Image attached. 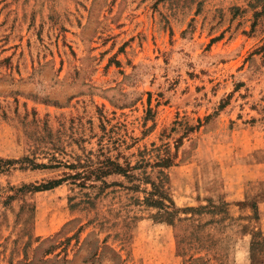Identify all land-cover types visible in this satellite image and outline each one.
<instances>
[{
	"label": "rangeland",
	"instance_id": "rangeland-1",
	"mask_svg": "<svg viewBox=\"0 0 264 264\" xmlns=\"http://www.w3.org/2000/svg\"><path fill=\"white\" fill-rule=\"evenodd\" d=\"M263 4L0 0V264H264Z\"/></svg>",
	"mask_w": 264,
	"mask_h": 264
},
{
	"label": "trees",
	"instance_id": "trees-1",
	"mask_svg": "<svg viewBox=\"0 0 264 264\" xmlns=\"http://www.w3.org/2000/svg\"><path fill=\"white\" fill-rule=\"evenodd\" d=\"M260 13L264 14V4L261 7V11ZM167 161V160H165ZM164 160L161 161L159 163L160 166H166V162ZM105 165H102V163L99 164L98 168L96 169V172H98V175L100 176H106L108 174L111 173H122L123 169H121L119 166H117L116 164L110 162L109 160H105ZM33 166L31 167L32 169H37V168H45V166L43 165H37V164H32ZM125 175V174H123ZM56 182H48L46 184H40L38 186H32L29 185L30 188L33 191H37V190H46L49 189L50 185L55 184ZM26 186L22 185L21 188H25ZM154 187V185H153ZM19 190V189H18ZM152 195V194H151ZM145 203L149 204V206H156V205H160L158 200H152V199H145ZM166 213V212H165Z\"/></svg>",
	"mask_w": 264,
	"mask_h": 264
}]
</instances>
